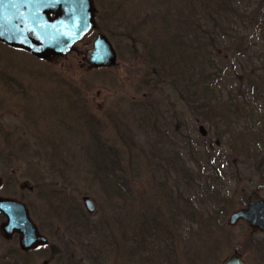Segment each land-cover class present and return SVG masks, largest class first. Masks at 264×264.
<instances>
[{
  "label": "rangeland",
  "instance_id": "rangeland-1",
  "mask_svg": "<svg viewBox=\"0 0 264 264\" xmlns=\"http://www.w3.org/2000/svg\"><path fill=\"white\" fill-rule=\"evenodd\" d=\"M154 1L93 0L97 29L75 45L68 55L37 62L24 54L14 53L21 56L23 66L16 59L15 63L5 56L0 60V71L22 85V91L16 94L0 84V130L3 131L0 134L10 136L4 144V137L0 135V175L6 181L0 192L26 204L32 221L49 238L51 245L59 246L60 252L59 258L51 259L45 249H40L34 255H26V264H114L116 256L118 264H159L156 260L144 259L146 252L135 259L130 257L133 250L139 252L138 239L135 244L134 238H138L140 225H145L147 230L149 218L154 220L152 229L157 232L163 224H169L167 228H174L172 231L178 234L174 240L176 264H221L233 253L240 254L246 264H264V235L251 234L242 222L231 228L227 225L231 213L244 208L248 198L264 199V169H249L248 160L254 162V158L248 157L256 153L251 148L248 153L244 148L247 139L263 140L264 74L259 81V93L244 87V78L239 72L241 65L236 67L235 60L240 62L236 52L238 44L221 34L225 37L215 39L213 56L217 63L214 74L218 80H224L220 87H213L212 82L206 90L198 87L195 97L186 93L178 98L179 93L170 82L174 71L163 62L160 64L163 73L160 75L157 68L159 77L146 89L149 71L162 61L159 56L166 54L169 59L165 60L172 65L179 63L182 71L186 64L195 63L189 58L190 53L198 56V52L189 48L191 37L198 36L206 43L202 32L213 36L216 26L213 21H200L202 15L198 8L210 14L216 2H228V9L225 11L223 6L218 18L235 22L234 28L245 40L243 43L247 44L252 57L264 64V29L260 25L264 0ZM250 3L257 8L260 22L245 28L248 20L242 24V14L233 18L227 11L233 6L239 12ZM182 19L188 27L185 28ZM171 23L173 28L163 33L164 27ZM196 24L200 31L193 33L192 27ZM217 29L221 28L217 26ZM98 33L109 39L117 53L113 67L93 69L86 61L85 54L92 48ZM178 37L184 40L180 44L176 42ZM155 43L160 48H153ZM253 53L259 54V59ZM182 54L186 58H182ZM234 62L235 72L231 69ZM198 63L196 60L197 74L202 72ZM209 73L213 71L206 67L201 76L203 81ZM153 108L161 112L157 115L162 117L164 125L155 134L148 135L144 111ZM199 125L204 126L206 138L199 136ZM155 139L163 146L156 151L158 154L161 151L167 160L171 150L177 152L173 153L171 161L165 162L162 176L156 175L155 165L149 163L148 158L154 155L148 143ZM17 141L24 147V155L17 154ZM98 141L112 146L114 151L108 157L98 154L95 149ZM259 150L263 149L259 147ZM3 157H20L21 160H4ZM213 161L220 176L217 186L204 180ZM181 163L183 171H188L194 180L191 186L174 167ZM105 175L107 179L112 176L116 185L109 183ZM28 177L33 182L40 181L44 190L54 186L64 191L68 201L63 203L60 195V198L51 194L41 197L35 189L19 192L21 182L34 186ZM178 182L182 188L175 187ZM120 183L129 184L133 190L127 201L125 195H120V200L115 195ZM260 186L262 189L257 191ZM207 187H213V199L209 198ZM198 191L203 195L200 204L196 201ZM85 196L94 202L96 213L84 215L83 219L91 222L94 230L91 232L97 231L95 234L99 235L102 231L104 243H98L95 248L87 242V229L79 232L81 221L74 215L80 214L76 207L79 204L83 211L81 197ZM195 202L198 208L190 205ZM186 208L189 212L183 214L182 209ZM211 209L219 211L217 216L210 217L215 213ZM189 214L201 218L197 216L194 222ZM104 217L106 219L102 220ZM211 218H216L217 224L204 237L199 225ZM181 223L182 228L177 233ZM67 229L80 233L71 250L74 245L76 255H83L84 259L66 260L63 243L68 240L62 236ZM111 230L114 235L109 237L105 232ZM102 244H111L114 248L107 251L100 248ZM80 246L85 249L81 250ZM17 249L16 237L7 241L0 234L1 264L27 262L23 261L25 257L16 256ZM195 254L200 255L199 258ZM107 255L109 260L105 262Z\"/></svg>",
  "mask_w": 264,
  "mask_h": 264
},
{
  "label": "water",
  "instance_id": "water-1",
  "mask_svg": "<svg viewBox=\"0 0 264 264\" xmlns=\"http://www.w3.org/2000/svg\"><path fill=\"white\" fill-rule=\"evenodd\" d=\"M92 27L93 9L89 0H0V41L39 58L67 53ZM115 58L108 41L99 37L90 56L92 65L112 66ZM84 201L92 211L93 206ZM0 211L8 218L4 234L10 237L14 232L19 233L23 249L45 242L36 234L22 205L0 200ZM239 219L246 221L252 231L264 233V201L249 203L246 210L232 214L230 224ZM224 264L244 263L234 255Z\"/></svg>",
  "mask_w": 264,
  "mask_h": 264
},
{
  "label": "trees",
  "instance_id": "trees-1",
  "mask_svg": "<svg viewBox=\"0 0 264 264\" xmlns=\"http://www.w3.org/2000/svg\"><path fill=\"white\" fill-rule=\"evenodd\" d=\"M223 6H225V11H226L228 9V2H225V3L216 2V7L214 9V12H212L210 14L208 13V10H207V12L204 13V8H200V7L198 8L201 12V15H202V19L199 18L200 21H209V22L213 21L216 24L215 32H214L213 36H211L207 32H202V35L205 34L206 43L209 44V46H210V44H212V47H209L198 36H192L191 37V44L192 45H190L189 48L193 49L196 53L198 52V56H196V55L194 56V54L190 53V51H189V53L191 54L189 56V58H192L195 63H196V60L199 61L198 68H199V70H202V72L206 69V67L211 68V71H213V73L206 74V78L204 79L205 82L201 78L202 72H199V74H197V68H196L195 63L186 64L185 69L182 71V69L181 70L179 69V63L177 65H172L168 61H166L169 59L166 56V54L164 55V57L159 56L162 61L153 65V68L151 69L153 71V73H152V75H148V77H152V78H154V80H157L156 77H159L158 69L160 70V75H161L163 73V70L161 69L162 65H160V64H163V62H164L172 71H174V77L170 79V82H171L173 88L175 89L174 91L184 92L185 94L186 93L191 94L192 97H195V93L197 92L198 87L201 90L204 87V89L206 90V89H208V85L212 82H214L213 87H215V86L220 87L221 82L224 80L223 79L218 80V78H217L218 76H215V74H214L215 67L217 66V63L213 61V56H215L214 55V52H215L214 46L216 43L215 39H219L221 36L224 38L225 36L221 35V34H225L231 40L233 39L232 41H235V43L238 44V46H237L238 49L236 52L238 54L240 62L238 59H235V60H237V62H236L237 66L236 67L241 65V66H239V72H240V76H242L244 78V87L251 89L253 92L259 93L260 89H259L258 85H259V81H260L261 76L264 74L263 73L264 64H263V62L258 63V61L257 60L255 61V59L252 57L253 55H252L250 49L247 47V44L243 43V41H245V40L243 39L242 36H240L238 34V31H236V29L234 28V25H236V23L235 22L231 23V20H227V19L223 20V19L218 18V16L221 15V13L219 11H222ZM193 8H195V7L193 6ZM206 8L209 9V7H206ZM233 10L235 12H233ZM257 11H258L257 8L256 7L253 8L252 3H250L247 7H244V9L239 11V12H236V10H235V8H233V6H231L229 11H227V12H230V14L233 15V18L242 14L241 19H240L241 23L243 24L245 20H248V24H247L248 26H246L245 28H250V27H254L251 17L254 13L257 14ZM189 13L192 15L193 9H192V12H189ZM193 15L195 16V14H193ZM212 18H215V19H212ZM193 20L196 22V19H193ZM182 21L185 22V28H186L188 26V23L186 22L185 19H182L181 22ZM181 22H180V24H181ZM168 25H169V27L166 26V27H164V30L162 29L163 33L169 32V30H171L173 28L172 23L168 24ZM197 25H196L193 33H197L198 31H200V28ZM217 26H219L221 29H217ZM224 27H226V28H224ZM187 30L189 32V29H187ZM182 37L184 38V35H182ZM182 41H184V40L183 39L181 40V38H179V37L176 39V42L178 44H180ZM142 47H146V45H142ZM152 47L157 49L156 47H159V46H157V44L155 43L154 45H152ZM206 52H208V53H206ZM253 54L255 55V57L257 59H259V54H255V53H253ZM174 56L176 57V54ZM183 58H186V57L184 56ZM242 62H244V63L242 64ZM176 66H177V68H176ZM236 67H235V62H234L231 66L232 71L235 72ZM163 77L167 78L166 75H164ZM246 78L249 82L246 81ZM166 80L164 79L165 82H166ZM149 81L152 83L153 80H149ZM196 98H197V96H196ZM200 102H202V99H200ZM253 142H254L253 140L250 141L249 139H247L245 141L246 152H249L250 148L255 152L257 151L256 144ZM42 149L44 151H46V148L42 147ZM261 153H262V157L264 158V147H263V151ZM260 156H261L260 154L257 155V157H260ZM261 167L264 168V162H261ZM209 169H210L209 172H207V174H206L207 177H205L204 180L211 182L212 186H215V184L217 186L218 185L217 181L218 182L220 181V178H219L220 176H218V171H217V169H215L214 163L211 166V168L209 167ZM105 177L109 183L114 184V180H113V182H111L110 178L107 179V177H108L107 175H105ZM183 178H185L188 181L189 186L193 185L192 182L194 183V180L192 179V176L190 174L188 175V172L184 174ZM184 188H186V186ZM198 188H199V185H198ZM206 191L208 193H210L209 198L213 199V194L215 192L213 187H211V188L207 187ZM120 192H121V190H119L116 194H120ZM197 197L198 198L196 200L200 204L202 202V197H203L202 193L198 191ZM182 211H183V214L186 212H189L188 208L182 209ZM212 211H214V210H212ZM214 212H215L214 216H210V217L217 216L219 211L217 210ZM197 216L201 218L200 215H197ZM197 216L194 217L193 214L188 215V217L191 220H194V222H195V219L197 218ZM216 224H217L216 218H211L209 221H206L205 223H203V222L200 223L199 229L201 230V232H203L204 237H207L206 234H210V231L213 228L212 226H214ZM166 225H169V224H166ZM166 225L163 224L161 226L162 228L159 230V232H157L156 229H153L151 231H147L146 229H141L140 233L137 235L138 238H134L135 244L137 243V239H138L137 250L139 251V253H134L130 257L135 259L136 257H141L143 252H146V255L143 256V257H145L144 259L150 258V260H152V262H153V260H156V262L159 264H168L170 260H174V256H176V248L174 246V242H175L174 240L176 237H178V234H174V231H172V230H174V228L172 230H169ZM181 228H182V224H180L177 227V230H176L177 233H179L178 229L180 230ZM113 231L115 234L114 229H113ZM111 232H112V230L106 231L105 234L110 235ZM80 233L76 232L77 238L80 237L79 236ZM95 233H97V231ZM95 233H94V235L99 236V239L94 237V235H92V234H89V233L85 234L86 238H87V242L94 244L93 248H95L96 244H98V243H99V245H100V243H104L101 240L102 231L99 233V235H96ZM196 236L199 237L200 235H196ZM80 241H83V240H80ZM109 242L111 243V240H109ZM124 242H126V241H124ZM103 245H105L108 248L111 247V244H103ZM141 247L144 250L143 252H141ZM108 248H104V249H108ZM108 250H111V249H108ZM173 252H175V253H173ZM198 256H200V255L195 254L196 258H199ZM108 260H109V256L107 255L105 257V262L106 261L108 262Z\"/></svg>",
  "mask_w": 264,
  "mask_h": 264
},
{
  "label": "bare ground",
  "instance_id": "bare-ground-1",
  "mask_svg": "<svg viewBox=\"0 0 264 264\" xmlns=\"http://www.w3.org/2000/svg\"><path fill=\"white\" fill-rule=\"evenodd\" d=\"M113 235H114V234H113V233H111V234L109 235V237H110V236H113ZM108 240H109V239H108Z\"/></svg>",
  "mask_w": 264,
  "mask_h": 264
}]
</instances>
